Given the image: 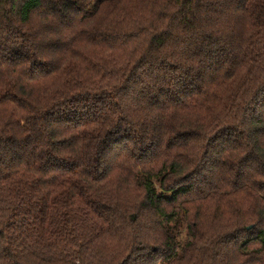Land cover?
Wrapping results in <instances>:
<instances>
[{"label": "trees", "instance_id": "16d2710c", "mask_svg": "<svg viewBox=\"0 0 264 264\" xmlns=\"http://www.w3.org/2000/svg\"><path fill=\"white\" fill-rule=\"evenodd\" d=\"M0 264H264V0H0Z\"/></svg>", "mask_w": 264, "mask_h": 264}]
</instances>
